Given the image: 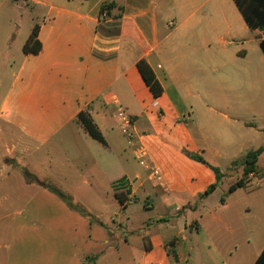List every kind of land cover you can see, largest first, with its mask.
Instances as JSON below:
<instances>
[{
    "label": "crops",
    "instance_id": "0c3cea01",
    "mask_svg": "<svg viewBox=\"0 0 264 264\" xmlns=\"http://www.w3.org/2000/svg\"><path fill=\"white\" fill-rule=\"evenodd\" d=\"M12 3L38 16L25 33L12 24L0 29V153H25L42 172L18 171L24 159L13 171L0 157V264H255L264 251V152L246 185L229 188L242 179L230 174L234 162L264 147V125L255 123L264 98V28L252 30L234 0ZM106 3L117 7L100 22ZM100 25L119 34L103 35ZM35 26L42 50L25 54ZM140 60L161 83V97L145 84ZM120 107L135 120L131 145ZM81 112L106 145L87 133ZM97 142L108 151L101 158L85 151ZM142 151L139 173L130 159ZM187 153L224 176L218 181ZM90 165L97 174L83 176ZM48 186L99 200L95 212L79 204L93 219L84 236L93 250L79 245L78 225L56 236L60 217L46 199L59 196Z\"/></svg>",
    "mask_w": 264,
    "mask_h": 264
},
{
    "label": "rangeland",
    "instance_id": "374dc122",
    "mask_svg": "<svg viewBox=\"0 0 264 264\" xmlns=\"http://www.w3.org/2000/svg\"><path fill=\"white\" fill-rule=\"evenodd\" d=\"M8 0H0V29H4V28H7L8 25L10 27V24H12V27L13 28H17L23 32L24 30V33H25V30L29 29L30 25L32 24V20H36L37 16L38 15H31L29 13V11L27 12H20L19 11V7H16V4L15 3H12V0H10L9 3H6ZM18 8V9H17ZM29 14V15H28ZM10 17V19H9ZM12 20V23H10ZM40 19H39V23H40ZM37 22V23H38ZM253 56V54H251V57ZM250 59V58H249ZM261 91H260V95L261 97H264V86H261ZM256 92V90L254 91ZM259 110H260V114H258V116L256 117L255 119V123L257 125H264V98L263 100L261 101V105L259 107ZM126 138V136H125ZM126 141H127V144H128V140L126 138ZM96 144H99L98 142ZM129 147V145H128ZM89 149V150H88ZM86 149L85 151L92 154V156L94 157H100L107 154L108 151L102 146L99 144V146H96L94 148H88ZM70 151V150H69ZM25 153H19L17 157L13 156V155H10L9 154V149L6 148L3 150V154L0 153V157L2 158H6L7 159V163L9 164H13L14 167H13V171H17V162L20 161L21 159H24L25 160V164L23 166V170H18L20 172H25L26 171V168L29 169V171L31 172H42V169L39 168V167H35L33 166V160L32 158L30 157H25ZM55 155V154H54ZM57 157H62V155H57ZM134 157V156H133ZM131 157L130 159V162L133 166V170L134 171H137L139 173H143V168L141 167V165L139 164L138 160H135L136 158H133ZM3 162H4V159H3ZM5 163V162H4ZM57 165L55 166L56 167V170H59L61 169V166L60 164L56 163ZM239 164L237 165H233V169L230 170L231 171V176H233L234 178H240V177H244V173H243V169L242 168H238ZM258 165L260 167H264V156H262L260 159H259V162H258ZM4 165L0 163V171L1 170H4ZM81 174L85 177H87L89 174H94L96 172V169L94 167H92L91 165L90 166H83L81 167ZM97 174V173H95ZM236 175V176H235ZM83 181V180H82ZM56 183H58L57 181H55ZM138 183H136L135 187L138 186ZM230 183V180L228 178L225 177V179L223 180V184H224V187L228 186ZM60 184V183H59ZM61 185V184H60ZM61 189V188H60ZM99 189L101 188H98L97 191H98V194H99ZM72 194V201L76 204V205H81V202L84 203L89 209H91L93 212H95L94 210L97 208V207H101L100 206V202L99 200H97L95 197H92L91 195L85 197V196H81L80 194L82 193L83 195H85V193L83 191H73L71 190ZM79 193V194H78ZM100 197V195H99ZM50 200V204L51 205H54L55 206V214L58 215L60 217V219L58 217H56V222H57V237L58 238H61L63 237V232H65L66 234L68 232H70V226H75V225H78V229L81 231H79L80 233V236L79 237V245H81L82 247L83 246H86L87 245V249L89 250H93V247L88 244L85 239H84V236H85V228H86V220H89L87 216L81 214L80 212H72L69 208V206L66 204H64L58 197H54V196H49L48 199H46V201ZM81 201V202H80ZM43 204V203H42ZM47 204V203H46ZM79 205V206H80ZM68 206V207H67ZM148 214V213H147ZM26 216V214H25ZM14 218V217H13ZM19 218V217H18ZM22 218V217H20ZM73 236H76L74 234V231L72 233V237ZM100 237H106V233L104 231H101L100 232ZM56 243H58V240H56ZM58 246V245H57ZM71 263L72 264H80V259H74L72 258L71 260Z\"/></svg>",
    "mask_w": 264,
    "mask_h": 264
},
{
    "label": "trees",
    "instance_id": "16d2710c",
    "mask_svg": "<svg viewBox=\"0 0 264 264\" xmlns=\"http://www.w3.org/2000/svg\"><path fill=\"white\" fill-rule=\"evenodd\" d=\"M237 7L239 8L241 14L243 15V18L245 19L247 25L252 29H263L264 28V0H234ZM116 4L109 3L104 4L101 8L100 15L103 13V11H112L115 9ZM120 11H122L123 8H119ZM109 13V12H108ZM111 15V14H110ZM121 16L115 15L111 16L114 20L118 19ZM100 22L102 21L101 18H99ZM97 30H99L103 35L106 36H117L119 34V28L116 26H98ZM260 48L264 54V39L260 43ZM42 50V44L39 40V26H35L32 30V33L30 37L28 38L27 42L24 45V53L25 54H39ZM137 68L147 85V87L152 92L153 96L155 98H159L163 95V87L159 80L157 79L154 71L150 67V65L147 63L146 60H140L137 63ZM79 122L83 125L87 133L98 142L102 143L103 145H106L107 142L102 135V133L99 131L95 123L93 122L92 118L89 116V114L85 112H81L78 115ZM264 152V147H261L260 149L256 151L249 152L244 158H242L240 161L234 162L233 165H241L244 167V177L237 181L235 184H233L229 188V193L234 192L238 188H243L246 185V177L254 172L256 170V163L259 158V156ZM189 157H191L194 160H197L211 168V170L214 172L215 176L217 177V180L220 181L221 178L224 176L222 171L219 168H216L214 166H210L202 157L196 155V154H189L187 153ZM124 181L119 182V184H123ZM49 191L55 193L59 198L65 202L67 205H69L72 209L80 212L81 214L89 217V221L92 222L93 219L90 214L87 213V211L79 205H76L72 198L64 193H62L59 189L48 186L47 187ZM214 186L209 188V190L206 192V194H209L213 190ZM121 203H124L122 199H120ZM255 264H264V251L259 256Z\"/></svg>",
    "mask_w": 264,
    "mask_h": 264
},
{
    "label": "built area",
    "instance_id": "2783aa9c",
    "mask_svg": "<svg viewBox=\"0 0 264 264\" xmlns=\"http://www.w3.org/2000/svg\"><path fill=\"white\" fill-rule=\"evenodd\" d=\"M109 15H108V11L105 10L103 11V13L100 15V18L102 21H106L108 19ZM118 117L119 120L121 122L122 125V130L124 135L126 136L127 140H128V144L131 145L134 142V138H135V128H134V117L132 115H130L124 108L120 107L118 109ZM144 152L142 151L138 161L141 165H145L144 162ZM148 169L151 170V174L153 176V178L157 181H160L162 179V175L160 173L159 170H157L156 168L153 167H149Z\"/></svg>",
    "mask_w": 264,
    "mask_h": 264
}]
</instances>
